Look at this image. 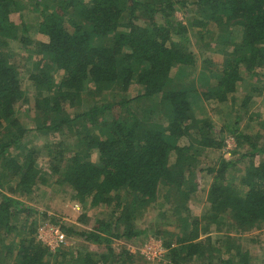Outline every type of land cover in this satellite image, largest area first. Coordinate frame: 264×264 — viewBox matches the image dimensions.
Instances as JSON below:
<instances>
[{"label": "trees", "instance_id": "1", "mask_svg": "<svg viewBox=\"0 0 264 264\" xmlns=\"http://www.w3.org/2000/svg\"><path fill=\"white\" fill-rule=\"evenodd\" d=\"M187 6L193 14L180 20L175 13ZM28 10L35 14L33 23L21 18ZM13 13L21 20L12 19ZM194 31L209 53L205 60L219 58L214 85L208 62L195 69L189 48ZM227 32L231 39L221 40L223 49L204 37ZM12 42L32 51L29 69L9 58ZM23 72L36 91L33 128L63 135L45 144L58 156L50 161L49 183L69 188L81 205L88 200L109 210L90 229L76 231L60 221L64 233L83 238L71 250L51 252L37 239L36 215L14 197L47 185L17 116L27 101ZM241 72L255 80L242 87L240 105H252L256 96L264 104V0H0V264H137L128 249L115 250L113 240L140 235L136 219L159 199L179 222L178 233L164 239L165 264H255L248 243L260 241L244 234L264 228V118L251 136L239 127L238 113L215 129L192 108L194 95L228 100L244 82ZM133 84L143 90L128 98ZM84 94L89 101L82 110ZM227 137L235 142L233 154L243 151L239 158L224 157ZM183 138L186 143H180ZM210 152L217 159L203 167L200 160ZM238 162L243 169L235 184L227 178ZM202 172L212 176L207 209L194 216L187 203ZM89 243L102 250H91Z\"/></svg>", "mask_w": 264, "mask_h": 264}, {"label": "rangeland", "instance_id": "2", "mask_svg": "<svg viewBox=\"0 0 264 264\" xmlns=\"http://www.w3.org/2000/svg\"><path fill=\"white\" fill-rule=\"evenodd\" d=\"M191 8V6H187L186 10L185 8H179L176 11L175 15L180 20H184L185 15L186 17H190L193 14V10H191ZM11 18L18 21L21 20L18 17V13L11 14ZM21 18L27 23H33V21L35 20V14L28 10L24 12V15ZM209 28L215 27L210 26ZM189 36V48L195 56V69L201 68L204 62H208L206 66L208 67L207 73L209 75L208 77H211L209 85H214L215 79L213 78V75L217 74L216 71L218 69L219 58H217L216 56L212 58V60L206 61L205 59L207 58V55H209V53H206V49L202 47L197 33H195L194 31L193 34L189 33ZM204 37L206 41H216L215 44L217 46V49H223L224 45L222 42L226 41L228 38L231 39V32L219 33L218 36L213 39L205 35ZM232 37L235 38V36ZM40 38L41 36L39 33H36L34 35V39L38 40ZM31 53V50L25 49L17 42H12L9 45V58L13 63L17 65V67L29 69L31 66V62L29 60V56L31 55ZM214 54L217 55L218 52ZM186 69L189 70L188 67ZM175 70L176 68L173 70V74ZM27 73L28 72L22 73L23 86L26 92L27 101L24 103H20L17 109V116L20 119L21 124L28 129V132L23 138V141L27 145L35 148L36 163L42 172L47 173V175L45 176L47 177V185L46 187H43L44 185L42 186L44 188V190L42 191L33 192L30 195L16 194L14 195V197L25 204L28 210L32 211L33 215H36L35 217L39 221L36 230L37 239H40L44 244H46L51 252H55L59 247L64 250H71L79 246V244H82L83 238L79 237L72 231L69 233H64V231L59 227L61 223L60 221H62L61 224L71 226L76 231L90 229L93 226V219L101 217L108 218L107 212L109 210H107V208H105V206L103 205L91 207L88 204V200L84 203V205H81L80 203L72 199V192L69 188H62L63 190H60L61 187L57 189L58 185L49 183L53 179L52 177H50V161H53V159L54 161H56L58 159V156L55 149L49 152V150L45 147V144L48 141L56 143L61 139V136L63 135L60 133H40L33 128V122L30 118L34 117L35 115L34 98L36 96V91L32 84V81L26 78ZM61 73V70H58L55 73V80L60 77ZM241 75L244 76V82L239 81L237 83L235 92L229 96L228 100L224 102H217L215 100H204L200 95H194L195 99H192L194 100L192 102V108L195 109L197 116L208 117L214 125L215 129H219L221 126L228 124L226 122L233 121L234 115L238 113V115H242L243 117V119H241L239 127L241 129L243 128L245 133L252 136L259 131V121L264 118V104L262 103V98L256 96L252 97V105L246 106L245 108L240 105V101L243 98L241 96L245 93L242 90V87H248L249 83L255 80V76L249 77L244 72H241ZM260 82H264V78H261ZM195 87H197L198 90H201L203 88H201L200 82H197ZM142 90V86L133 84V86L128 89L125 96L128 98L134 97L140 94ZM105 99L106 98L104 96L96 97V100L99 101H104ZM88 101L89 97H86V95L84 94L81 104L82 110L87 107ZM66 109L69 113H74V109L70 106L66 105ZM249 116H251L253 119L249 120ZM66 141L69 142L70 139L66 138ZM226 142L227 147H232V145L235 146V142L232 137H227ZM180 143H186V139H181ZM241 153H243V151L233 154L230 150V154H225L223 152V155L225 158L233 160L237 156L239 158ZM216 156H218V153L213 152L203 155L202 159L200 160L201 165L203 167L212 166L217 159ZM173 160L174 153L170 155V161ZM242 169L243 164L239 162L236 163L235 168L231 170V174L228 175L227 180H232L235 184H237ZM196 179L199 180L200 187L190 195L187 205L192 215L200 216L202 214V210L207 209L206 195L212 176L211 174L202 172L196 174L195 180ZM58 191H60V193ZM1 192L4 193L3 190H0V196L2 194ZM172 213L173 210L171 206L168 203L166 204L164 200L159 199L154 203L153 206H149L146 208L143 216H140L138 219H136L135 225L137 229L142 231L141 234L128 241L115 239L113 240L112 246L117 251L120 248L128 249L138 259L136 260L137 264H165V262L167 261V250L163 246L164 239L170 236L171 232L178 233L179 227V222L175 217H172ZM44 214H46L45 217ZM51 219L54 221L58 220L57 225H55ZM44 225L54 227L58 230V233L64 235V243L56 247L55 250L51 248L55 247V233H52L47 228L42 230L41 228ZM159 232L161 234H157ZM210 232L212 238H214L216 236V233L213 229H210ZM235 235L239 236V234ZM253 235H257L256 238H258L261 243H248V245H251L249 247L250 255L252 256L255 264H264V228L259 232H248L244 234L246 238L252 237ZM204 236L205 235L201 234L200 238H204ZM246 238H244L245 240L242 241L248 240ZM8 239H6V241H8ZM88 246L95 252L102 250V246L99 244L89 243ZM140 254H142L144 258L140 259L139 256H142ZM58 259L59 256L57 260Z\"/></svg>", "mask_w": 264, "mask_h": 264}, {"label": "built area", "instance_id": "3", "mask_svg": "<svg viewBox=\"0 0 264 264\" xmlns=\"http://www.w3.org/2000/svg\"><path fill=\"white\" fill-rule=\"evenodd\" d=\"M234 145H232V147H227V142H226V146L224 148V153L225 154H230V150L233 148ZM230 149V150H229ZM48 229L49 231H51L52 233H55V247H51L53 250L56 249V247H58L59 245H61L62 243H64V235L61 233H58V230L55 229L54 227H49L48 225H44L41 229Z\"/></svg>", "mask_w": 264, "mask_h": 264}]
</instances>
